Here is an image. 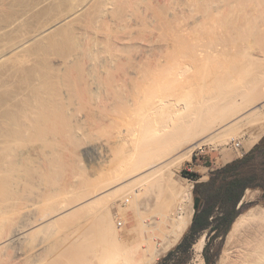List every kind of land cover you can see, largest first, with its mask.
I'll return each instance as SVG.
<instances>
[{
	"label": "rangeland",
	"instance_id": "1",
	"mask_svg": "<svg viewBox=\"0 0 264 264\" xmlns=\"http://www.w3.org/2000/svg\"><path fill=\"white\" fill-rule=\"evenodd\" d=\"M217 1L219 2L220 0H217ZM227 1L228 0H222V2L221 1L219 3L216 2V4H217L216 7H219V8H217V10L222 9L224 12L218 10L220 12L218 14H214V16H212V18H211L212 20H210V21H212V22L209 21L205 25L200 24L198 26L195 25V28L193 27V30H196V31H193V34H196V35L192 36L195 40L191 37L192 40L188 39L189 40L188 42L186 41L184 43V45H182V46L179 45V48L178 47L176 48L177 51L175 52L174 57L171 58L172 61L170 60L172 62V64L174 63L173 65H175V66L172 65L173 67L177 66L174 71H172V69L170 70L171 72L170 71L168 72V70H164V71L158 70L159 68L158 69H151L152 67H150V66H152L155 63V59H154L153 55L151 56V55L143 53L141 58L143 59V64H144L143 67L145 69L144 70L145 72L143 73L144 77L138 83H135V84L132 82H129L132 79L131 78L129 79V77L126 75H127V71H128L127 69L129 67V64L131 65V63H132V59H134V58L141 59V58H139L140 56H137L139 54L137 53L138 48H136V46L137 47L142 46L143 48H145L144 50L147 51V49L150 47L152 42H153V44L159 43L162 45H166V43H168L167 41H169V38H170L169 37L170 33L167 35V33L170 31V30L168 31L169 27H167L166 23H165L166 27H165V24L162 23L164 25L158 24L153 29L152 26L144 24V22L142 23L139 19V21L141 23H138V25H136L130 29H124V30L121 28L113 29L114 32L111 31L113 34L111 40H114L116 42L117 40L119 41L124 36L130 35V37H129L130 42L129 43L126 42L125 44L123 43L124 45L120 43L121 46H119L118 48H115V51H113V53L115 52L114 56H113V58H115L114 59L115 62L112 64L113 66L111 65V72H110V75L108 77V79H110V80L105 82V89L107 90V93L110 94L111 92H114L116 89L115 86L118 84L122 85L124 82L127 83V84H125L126 88L138 86L142 95L146 96V95L152 94V95H154V100L158 101V104L163 105V106L161 105V107H158V111H159L161 118H160L159 114H157L158 112L155 115L154 114H152V115H154L155 117H157V115H158V117L160 118V119L155 118L157 121L155 123L158 124V122H159V125H161V126L164 125V127H168V125L172 122V120H170L172 118L169 115H171V112H174L178 108V107L176 108L177 103H176V100L174 99V97H171V99H169V101L164 102L163 101L164 98L162 96L163 94H161L160 88L156 85L155 82L157 80L164 79L166 81V83L170 85L171 89L172 90L174 89L173 91H176V92L185 91V90L189 89L188 88L189 85L186 84L187 82L185 80V77L187 76V74L189 72V71H187L188 66H190V65L192 66V64L197 60V58L198 59H206V58L210 57L212 54H213V56L217 55V51L221 50L224 47L221 44H215V46H214V44H211V45L207 44L208 43L207 41H209V37L214 35V31H215V34H217V33L221 34V33H224V31H225L227 34L225 33L226 35L225 34L224 35L221 34V35H223V36L228 35L229 37H232L230 35L233 33V31H235V30H233L234 25L231 24L228 26V22L227 23L225 22V19L227 17V14H225V13H227V7L230 5L229 1L235 2L237 0H234V1L229 0L228 2ZM239 1L241 3V0H238L236 3L238 4ZM253 1L258 2L261 5L264 4V3H262L263 0H253ZM144 2H145V0L143 1V3ZM69 3H70V0H68V2H67V0H0V55H1V53L6 52L7 49H10L12 46L14 47V46L24 42L25 39L33 37L34 35L38 34L41 30H45V28H48L53 23L57 22L60 18L58 16L67 12L66 10L69 7ZM150 3H151V5H153L154 3H157V4H154L155 6L153 5V8H152ZM61 5H63V7ZM156 5L159 6V8ZM162 5H164V6H162ZM145 6L146 7L148 6L147 7V9L149 8L148 11H150V9L155 10L157 7L158 10L161 11L165 15L168 4L166 6V4L164 2H158V0H146V2L142 6V8H144V12L147 11V9H145ZM164 7H165V9H164ZM214 9L212 11L217 12V11H214ZM68 10H70V9L68 8ZM62 11H66V12H62ZM138 12L140 13L141 11H138ZM86 13L87 12H85V11L81 13V15H83V17L78 22V24L75 23L70 27H68L69 25L59 27L58 29H56V31L54 30V32L56 34L54 32H52V33L50 32V34L48 33L45 36L40 37L39 39L32 42L29 46L27 45L26 48L19 50L18 54L15 53L16 54L15 56H12V57H10V59L8 58L7 60H4V62L0 63V187H1L0 188V195L2 197H4V199L6 198L5 196H9L8 192L6 191L7 188H9L15 182L18 183L19 181L22 182L20 184L22 187H24L26 185V187H24L25 190L23 189L26 192L25 196L31 195V200H32L31 203L33 205H35L34 203H36L37 201L40 200L38 202V203H40L39 206H41V202L43 201V199L47 200V198H44L45 195H46V197H47V194L49 195V193H51V194L55 193L57 195L60 191L59 187L61 188V190H64V191L60 192V194L65 192L66 188L65 187L62 188L63 185H61L60 183H63V180L66 179L68 176H69V178H67V179H69V180H70V176H72L74 174H75L74 175L75 178L80 177L79 180H81L82 178H84L86 176V179H85L86 181L82 179L84 182L91 180V181H88V182H91V185L97 183V182H95L96 180H93V179L96 175H98V178H99V167L96 164V160H94V157L96 159L94 144L97 142L96 140H100V138L98 136H102L101 139H103V137H105V136L106 137L104 139H106L107 137L108 138L110 137L114 140V142H116L113 145L106 147L105 152L107 151L106 150L107 148L110 150V151H107L108 153L106 152L107 156L109 155V158H110L112 156L117 157V154H114V153L122 150L123 151V152L121 151L122 154L120 152V154L122 156L119 154L120 157L118 156L119 158H117V160L119 163L122 164L124 162V164H125L124 159H125V157L129 156V153H131V152H129L127 148H124L120 144L122 142V136L129 135L132 132L138 133L139 130L142 129V124L144 122V121H142V118L144 119V117H142L139 112L137 113V111H136L137 106L130 104V105H127L126 107H124L123 104H121L119 102H115L112 99L106 100V101L101 102V103H95L88 93V89H87V86H86L85 80H84V75L86 73L87 68L92 63V60L90 58H86L83 56L77 57L75 60H73V56L77 55L81 51L80 48L78 46H76L77 45V43L75 41L76 38L73 39V37L75 35L77 36L78 34H81V32H84V30H89L90 35H92L94 33V31L96 32L99 30L98 28L102 29L103 23L101 22L102 24H98L97 21L94 20V18H92V19H93V22L95 24H93L92 21L88 22L89 20H92V19L87 16L88 14L90 15V11H89V13H87V15H86ZM57 17H58V20H57ZM86 17L89 20H86L87 19ZM226 20H228V19H226ZM96 23L98 24V26H96L97 25ZM250 24L251 25H249V27L253 28L254 34L251 36V38H250L251 42H249V44H248L249 45V47H248L249 51H247V52L250 55V61H249L250 63H248L249 67L246 69V72L248 71L247 75H244V76H246V78H244V79H246V81L242 82L243 85H237V84H234V82H232L233 80H231V77H230V79L228 77L227 80H224L226 82L220 81V82H218L217 86L212 87L210 93L208 91L205 92L206 89H204L199 95L193 94L192 102L194 105H193L192 110L190 109L191 112L186 113V116L185 115L181 116L180 121L184 118L185 119L183 121H181V123H179L176 126V128H173L171 130V133L169 132L170 133L169 135L171 137H173L172 135L182 133L183 131H188L191 128L199 127V125L206 118H209L210 115H212L214 118V115L216 113H219V112H221V110H223V109H221L223 104L225 103V105H226L227 103H229L231 97H233L236 93L240 94L241 91H245L247 94L248 93L253 94L255 92L254 93V95H255V94H258L257 92H259L260 90L262 91V89L264 88V12H261V14H259V16L255 17L254 21L251 22ZM82 27H83V29H82ZM163 28H164V30H162ZM80 30H81V32H80ZM104 30L105 29L103 27V30H100L99 32L103 33ZM58 31L59 32L61 31V32L59 33ZM206 31H208V32H206ZM216 31H218V32H216ZM66 32H69V33H66ZM202 32H204V33L206 32V33L202 35ZM197 33L198 34L201 33V35L197 36L198 35ZM72 34H74V35H72ZM194 36H197L199 38H204V39L201 40V39H198L197 37H194ZM201 36H204V37H201ZM78 37L77 38L79 40L78 39L77 40L78 41L82 40L83 43H85L84 41L87 42L86 39H88V41H89V38H85V36H83V35L82 36L78 35ZM81 38H83L84 41ZM167 38H168V40H167ZM156 40H158V41H156ZM114 41L113 42L110 41V43L112 42L111 44H114ZM154 41H156V42H154ZM116 49H118V50H116ZM250 49H252V50L250 51ZM195 50H196V52H194ZM197 51L200 52L201 55L197 54L198 53ZM250 52L252 54H250ZM103 54L106 56V52ZM166 55H167V53H166ZM166 55H165V57H162L163 60L164 59L168 60ZM105 56H103V57H105ZM195 56H197V57H195ZM71 59H72V62H70ZM194 59H195V61H194ZM62 61H68V64L65 65L66 67H64L65 63L63 64ZM60 62H62L61 66H60V64H61ZM51 64L52 65L54 64L53 65L54 67L53 66L49 67V70H47L46 68H48V65L51 66ZM60 67H62V68H60ZM173 67H171V68H173ZM60 69H63V71H60ZM44 73L48 74V82L46 81L43 83L44 78L42 80V76L44 75ZM101 77L107 79V76L105 77L104 74L101 75ZM127 78H128V80L125 81V79H127ZM61 92H62V94H61ZM58 94H60V95L58 96ZM239 97H241V96L239 95ZM220 105H222V106H220ZM29 109H31V110H29ZM94 110L96 111V113L98 112L97 114L100 115L102 119L99 116H95L92 113V112H94ZM89 111H90L89 115L90 114H92V115L89 117H86L85 115ZM133 111H135V112H133ZM163 111L168 113V114L170 113L169 115H166V116L164 114H162V115H164V119H162L163 116L160 113V112L163 113ZM27 112H29L28 116H26ZM128 112H129V114H128ZM132 112L134 114H131ZM125 114H128V116H130V114H131L133 116L125 118V117H127V116H125ZM121 116L124 117L123 120H122L123 117L120 118ZM223 116H225V115H223ZM262 116L263 115L258 116V114H256L255 117L252 116V117L248 118L249 120L246 119V120L239 122V124L235 128H231V129H228V131L226 130L224 132H221L220 135L223 136V138H222L219 135L221 141H217L218 142L217 144L216 143H204L203 148H202L203 152H201V153H200L198 147L195 148V150L193 152V154H194L193 159L191 161H186L184 163V165L182 166V168L180 169V171L178 172V174L184 176L182 174L183 170L190 171V172H196L200 175V181H207L210 178V172L212 170L223 167L224 165H226L227 163H229L235 159L243 158L246 154H248L252 150V148L257 143L260 142V140L264 136V116H263V118H260ZM25 117H27L31 121L30 132L24 131L21 128L22 123H24L25 120L28 121L27 119H25ZM97 117L99 119H97ZM112 118H116L115 119L116 121H114V119H112ZM103 119L105 120V122H102ZM111 119H112V121H111ZM117 119L118 120L121 119L122 121H126L128 119L129 121L127 120L125 122L126 125L125 124L123 125L124 122L121 123V121L119 122ZM98 120H99V122H98ZM97 122L98 123L101 122L100 125H98ZM168 122H169V124H168ZM70 123L75 124V125L76 124L79 125V127L82 130V131L80 130L81 133L79 131V133L77 132L75 134V132L73 133L72 130H68V129L66 130V128H67L66 126L69 125ZM119 123H121V124H119ZM102 124L105 125L106 130L103 128L104 126ZM106 124H107V126H106ZM46 126H48L49 128ZM98 128H100V129L103 128V130H105V132H103V130L101 129L102 131H99V133H98V130H99ZM56 129H60V130L65 129V130L56 133L54 131ZM100 132L102 134H105V136L100 134ZM169 135H167L168 137L165 136V138H162V140L163 139L167 140V138L170 140L171 137ZM257 136L261 137L259 139V141L252 148L248 149V146H250L253 143L254 139L257 138ZM96 138H99V139H96ZM6 139L10 140V143L6 142ZM118 139H119V141H118ZM163 141H165V140H163ZM237 142L241 143L245 147L244 152H243V150L237 151L234 148V145ZM30 145H31V147L32 146L34 147L36 145L45 146V150L48 152L45 153L46 152L45 151L44 153H45V155H48V153H49V155H48L49 161L46 160L47 158L45 160H42L46 157V156L44 157V154L42 152L37 151L38 152V154H37V152L35 150H31L32 152H35V154L31 152V160H28V161L26 160L25 162L19 163L18 161L20 158V152L24 153V151L27 150L24 148H27V146H30ZM123 149H125V150H123ZM112 150H113V152H112ZM74 152H76V153H74ZM110 152H112V153H110ZM133 152L134 151H132L131 154H134ZM39 153H42V154L40 155ZM69 153H71V154L69 155ZM123 153L126 154L127 156L125 155V157H124ZM136 153L137 152H135V154ZM196 153L198 155H196ZM77 154H79V155H77ZM42 156H43V158H42ZM66 156L67 157L71 156V157L66 158ZM72 157H73V159H72ZM50 159H52V160H50ZM74 159L76 160V162L74 161ZM78 159H79V161H77ZM45 163L48 164L47 168L44 167V165H46ZM49 164H51L50 166H52V167H50ZM124 164H122V165H124ZM251 166L252 167H254V166L255 167H264V158L258 157L257 159L254 160V162H252V163L250 162V166L247 167L246 170H248V171L252 170ZM47 169H48V171L46 174L49 173L48 176L44 173L45 170H47ZM49 169H50V172H49ZM42 171H44V172H42ZM43 173L45 174V176H47V178L43 175ZM159 173L160 172H158L157 175L161 174V176H163V177H161V176L157 177L156 174L154 176H152L153 179H155V180H153L152 177H150L153 181H155V183H154L155 185L150 184L151 185L149 187L150 189L148 188L150 191H148V189H146L147 183H144V182L141 183V184H143V186L140 184L143 187L142 189L140 188L141 187L140 185L135 186V188H136L135 191L137 194H140L144 188L146 189V191L145 192L143 191L144 193H142V195L138 199V202H137L138 206L133 205L130 207V209H128V211L126 210L127 212L124 211L127 214L124 212L122 213L121 209L119 208V205L121 203L122 206H126L128 204V202L127 201L125 202V198H123L122 196L118 197L120 200H116L115 199V198H117V196H116L113 199L115 202H113V200L112 201L107 200V199L105 200V201H111V203L113 202L114 203V204L112 203L113 208H111L112 205L109 202L107 205L106 203L103 202L104 201L103 200L102 203L100 201L101 204H99L97 202L98 200H96V202L98 203L97 204L94 201L96 206L93 207V205H94L93 202H92L93 204L89 205L88 208L91 209L90 211L87 208V206H85V208H87V209L84 208V210H81L79 212L77 211V213L75 215H72L71 217H69V215H68L67 217L69 219L64 217V218H66V219L63 218L64 221L60 220V222L57 221L59 223H54V225L51 224V225H53V227H51L49 225L48 229H46L47 226L43 229L40 228L41 231L40 230L39 231L42 232L43 235L40 232H38V230H36V228H33V229H35L36 232L34 231L35 233H31V235L34 234V235H32V237L33 236L34 237L33 238L31 237V242L33 240V242L37 243V245H34V243L32 242L31 247L34 248L35 251L33 249H31V252H33V251L34 252L31 253V260L28 261L27 264H29V263L30 264H87L86 262L89 260V258H91V259L88 261V264H90L89 262H91L92 264H95V263L97 264L98 260H99V264H100V262L106 261V260H104L103 256H105V259H108L110 257V254L112 255L113 252L116 253L117 258L119 257L118 255H121L118 258L119 260L114 258L115 253L112 255V256H114L112 258H114L115 260H118V261H124L125 258L127 260V257L130 255L131 252H132V254H131L132 257L134 255L133 253H136L135 255H138L137 253L140 251V249L142 250L141 246L144 244V242L146 243V241H147L146 238L149 239V241H150L151 240L150 234H152V232L154 230H157L156 228L159 226L158 222L161 220V217H160L161 212L163 213L166 210H168L167 204L170 205V203H172V201L174 200L175 195L177 193V192L175 193V191L177 189H174V188H177L176 185H175V187L173 185V190H175L174 192H173V190H170L171 192L169 191V189H171L172 187L171 188L166 187L169 184V180H170V184H171V182H173L176 177L174 179L173 178L169 179V177L166 176L167 174L165 173L164 170L163 171L161 170V173L160 174ZM19 177H21V179ZM23 177H26L27 179L26 178L23 179ZM39 177H41L40 178L41 180H42V177H44V179H43L44 181L42 184L39 182V180H40ZM88 177L89 178L91 177L92 179L91 178L89 179ZM185 177H187L189 179V182L192 183L193 186H195V180L194 179H192L188 176H185ZM28 178L31 179V182H30V179H28ZM73 178H71V179H73ZM96 178L97 177H95V179ZM25 179H26V181H24ZM14 180H15V182H14ZM148 180L146 179V182ZM152 180L149 181V183L150 182L153 183ZM64 181H66V180H64ZM76 181L77 182L74 181V183L78 184V182H79L78 179H76ZM88 182H87V184H88ZM92 182H95V183H92ZM81 183L83 184V182H81ZM149 183H148V185H149ZM174 184H176V183L174 182ZM75 185H73L74 187L71 185L68 186L69 188L66 191L69 192V190L71 189L70 191L74 192L73 191L74 189H72V188H75ZM78 186L76 185V187H78ZM11 187L9 189H11ZM70 187H72V188H70ZM164 187L166 189H164ZM47 188H48V190L50 188V192L48 190H46ZM52 188L56 189V191L54 192V189H53L52 190L53 192H51ZM78 188L81 189L83 187H78ZM84 188H86V187H84ZM252 189L257 190L256 191L257 196L255 198L249 199V200L244 199V204L240 208V213L251 208L252 205H254V204H263L264 205V198L262 197L263 192H264L263 189L261 187H255V188H251L250 190H252ZM82 190H84V189H82ZM255 190H252V191H255ZM168 191L170 192V194H168L169 193ZM6 192H7V195H6ZM20 192H19L20 194H24V193H22V191H20ZM29 192H30V194H29ZM158 192L161 193L160 195L162 196L161 202H164V199H166L165 201H167L169 197L170 198L172 197L171 195H173V193H174V195H173L174 198H172L171 201H167V203L166 202L160 203L159 202L160 197L158 198V196H160V195H158L159 194ZM164 192L168 195H166ZM163 193H164V195H163ZM60 194H59V196H60ZM68 194H71V193L69 192ZM67 195H65L64 198L68 197L67 198L68 200L72 198L71 195H69L70 197ZM72 195H73V193H72ZM126 196H128V195H126ZM2 197H0V199ZM32 197H34L35 199ZM62 197H63V195H62ZM62 197H59V198L62 199ZM163 197H165V198H163ZM193 197H194L193 198V201H194V199H195L194 187H193ZM38 198H40V199H38ZM57 198H58V195H57ZM121 198H123L122 200H124V201H122ZM157 198L159 199L158 202L160 203V205H159V203L157 204V202H156ZM170 198H169V200H170ZM34 200H36V202ZM45 200H44V202H46ZM155 202L158 206L155 204ZM115 203H116V205H115ZM149 203H150V206H149ZM103 204H104V207H103ZM105 204L107 206H109V204H110L111 207L109 206L108 210L110 209V212L113 211V212L109 213V215L111 214L110 216H112L114 213V215L112 216L113 220H114L113 224L115 225V227L117 226L116 227L118 230L117 232L121 236L120 238L117 237L119 240H117V239L114 240V238H115L114 235H112V236L109 235V237L107 236L108 234H111V232H110L111 230L110 231L108 230L107 232H103L102 229H98V228H102V226L100 225V223L97 220H95V221L91 220L92 223H95L97 221V223H95V226L93 224L89 223L90 220L87 221L88 223L85 221L86 218H92L95 215L96 216L94 218H96V217L99 218L100 214H101L100 212L102 211V213H103L104 209L105 208L107 209V206H105ZM36 205L38 206V204H36ZM36 205H35V207H36ZM100 205H102V207ZM90 206L92 208H90ZM147 206H148V208H147ZM41 207H44V205ZM132 207L134 209H131ZM193 207H194V202H193ZM36 208L34 209V212L37 209L39 210V212H42V211H40L39 207L37 209ZM98 208H100V209L98 210ZM31 209H32V206H31ZM94 209H96V212ZM38 210L36 211L37 213H35V215L38 214ZM97 210L99 213L97 212ZM137 210L139 212H137ZM92 211L95 213V215ZM229 211L230 210L227 207L223 208V213H226ZM90 212L93 214H90ZM106 212H107V210H106ZM158 213H160V216L158 215ZM79 214H81V215H79ZM142 214H146L147 217H145V215H142ZM86 215H89V217L88 216L85 217ZM118 215H119V217H118ZM218 215H220V214L218 213L217 216ZM142 217L144 219H146V221L144 223H143ZM106 218L108 219V220L106 219V222H108L109 216L107 217V215H106ZM119 218H122L125 221L124 225L120 226L118 224ZM147 218H149V220ZM81 219H83V220H81ZM79 221H83V222H81L79 225ZM84 222L87 223V226H85V227L83 226L84 229H81L82 228L81 225H83ZM86 223H85V225H86ZM88 224H90V225L88 226ZM145 224H147V225L144 228ZM159 224H160V222H159ZM73 225H75V226L78 225L79 226L78 230L80 229V232L77 231V227H73ZM153 225H154V227H153ZM161 225H163V224H161ZM213 225H215L217 227L216 230H213L211 228H207V229L203 230L202 232H200L197 235L196 240H195V242H196L197 239L204 236L205 247H204V250L202 251V257L204 258L203 263L201 261V258L197 257L196 252H195V248L193 245L191 250H189V251H186V252L178 251V252H176L175 255L171 258V260H169L166 264H252L251 259L252 258L255 259L257 257L256 255H258L260 253L259 251L264 249V235H262L260 243H259L260 246H258V247L255 246L254 250L252 248L250 249L251 250L250 251L248 249L236 247V249L234 248L233 250L227 251L226 250V239H227V235H228V232L230 229L228 230V232L226 234H224V231L226 230V221L218 218L216 221L213 222ZM150 226H152V227H150ZM70 227L72 229H70ZM190 227H191V225H190ZM190 227L188 228V230L186 231L184 236L189 232ZM73 228L74 229L76 228V229L74 230ZM87 228L88 229L91 228V229L88 231ZM112 228H113V225H112ZM142 228L145 230V231L143 230L144 233L141 230ZM152 228H154V229H152ZM33 229L31 232H33ZM37 229H39V228H37ZM69 229L71 230L70 234H69V231H70ZM147 229H148V231H147ZM42 230H44V231H42ZM75 231L79 232L78 233L79 235L77 233H75ZM81 231H83V232H81ZM97 231L100 233V235L98 234ZM146 231L149 234H147ZM62 232H64V233H62ZM95 232H97V234L100 237H102V239H106L107 237H108V239H110L111 237L112 238L109 241L105 240V242H104V240H102V242H101L102 244H101V243H99V241H101V238L99 236H98L99 238H97V235ZM102 232H103V234H105V236H107L106 238H104L103 235H101ZM65 233L68 235H66ZM112 233H113V230H112ZM141 233H143V234H141ZM39 234H40V236H39L40 238L38 237ZM72 234H74L75 236ZM87 235L90 237H88ZM148 235H149V237H148ZM59 236L62 237L63 239H67V237L69 236L70 239L68 238V240H66L67 242L65 243V242H62L65 240H62V238H60ZM65 236H67V237H65ZM94 236H96V237H94ZM43 237H44V239H43ZM143 237H145V238H143ZM183 237H182V239H183ZM48 238L50 241L48 240ZM83 238H85V240ZM38 239H39V241H38ZM41 239H43V241H45V242H41ZM94 239H96L97 241L99 239L100 240L98 242H96V240H94ZM182 239H181V241H182ZM36 240L38 242H36ZM57 240H58V242H60L59 244L57 243ZM116 240L118 242L120 241V243H122L123 245L125 244L123 246V248H125V246H127V245L130 247V250H129V248L127 250L125 249L126 251L123 249L125 252L131 251L130 253L127 252V256H126L125 252H124V254L122 253L123 255L119 252V250L121 248L119 250H117L116 246H114L115 249L118 251V253L116 252L114 247H113V249L111 248L110 245L113 246V243L116 242ZM149 241H147V243H152V241L154 242V239L152 238V241H150V242ZM39 242H40V244H39ZM79 242H80L81 246H80ZM137 242H138V244H135ZM43 243H45V245ZM54 244H55V246H54ZM259 244H257V245H259ZM39 245L42 246V248H43L42 250H41V247H39L40 249L35 247V246H39ZM51 245H53V246L51 247ZM106 245H107V249H108V247H110L112 250H115V251H112V253L108 252L109 249H108V251H106V249L103 247V246L106 247ZM117 245H121V244H117ZM137 245H138V247H137ZM176 246H174L172 249H174ZM93 247L95 250L93 251V255H90V254H92ZM262 247H263V249H262ZM36 248L38 249V251ZM86 249L88 250V252ZM89 249H91V250H89ZM39 251H41V252H39ZM35 252H37V253H35ZM124 255H125V258H124ZM139 255H140V252H139ZM122 256H123V258H121ZM130 256H129V258L132 259V257H130ZM165 256H163L157 262V264H162V261H163ZM95 257L98 258V260ZM101 257H102V259H101ZM15 258H16L15 254H14L12 249H6V250H3L0 252V264H13V262L15 261ZM120 259H122V260H120ZM111 260L113 261V259H111ZM17 262H18V260H17ZM19 264H21V263H19Z\"/></svg>",
	"mask_w": 264,
	"mask_h": 264
},
{
	"label": "bare ground",
	"instance_id": "2",
	"mask_svg": "<svg viewBox=\"0 0 264 264\" xmlns=\"http://www.w3.org/2000/svg\"><path fill=\"white\" fill-rule=\"evenodd\" d=\"M143 1L144 0H70L69 7H68L70 10H68V8H67V10H66L67 12L62 11V12H66V13L61 14L62 16L59 15L58 17H60V18L58 20V17H57V20H58L57 22L53 23L50 27L45 28V30H41L38 34L34 35L33 37L25 39L24 42L14 46V47L12 46L10 49H7L6 52L1 53V55H0V63H1V62H4V60H7L8 58L10 59V57H12V56H15L16 55L15 53L18 54L19 50L26 48L27 45L29 46L32 42L39 39L40 37H43L48 33L50 34V32L52 33V32H54V30L56 31V29H58L59 27L68 26V25H69L68 27H70L75 23L78 24V22L83 17V15H81V13L84 11L89 13V11H90V15L89 14L87 15V13H86V15L88 17H90L91 19L94 18V20L97 21L98 24L103 23L102 25L105 29L104 32L103 33L99 32L100 30H103V27H102V29L98 28L99 30L96 32L94 31V33L92 35H90L89 30H84V32H81V30H80L81 34L83 36H85V38H89V41H88V39H86L88 43L86 41H84L83 38H81V39H83V41L85 43H83L82 40L78 41L79 40L78 35L82 36L81 34H78L77 36L75 35L73 37V39L76 38V40H75L77 43L76 46H78L81 50L77 55L73 56V60H75L77 57H81V56L86 57V58H90L92 60V63L89 65V67L87 68L86 73L84 75V80H85V84L87 86L89 95L91 96L92 100L95 103H101V102H104L106 100L112 99L115 102H119V103L123 104L124 107H126L127 105H130V104H133L134 106H137V110H136L137 113L139 112L141 114V116L144 117V119L142 118V121H144L142 124V129L139 130L138 133L132 132L134 135L131 133L129 135L122 136V142L120 144L124 148H127L129 152L132 153V151H134L133 152L134 154L129 153V156H127L126 154L123 153L124 157H125V155L127 156L124 159L125 164L122 161L123 162L122 164H124V165L119 163L117 160V158L120 157L119 154L122 150L118 151L119 153L118 152L114 153V154H117V157L112 156L109 158V155L107 156V153H108L107 151H110V150L107 148L106 149L107 153H106L105 148L109 147L110 145H113L116 142H114V140L110 137L109 138L107 137L106 139H104L106 137L105 134H102L100 132V134H102L105 137H103V139H101L102 136H98L100 138V140H96L97 141L96 143L94 142L95 143L94 149H95V154H96L95 155L96 159L94 157V160H96V164L99 167V178H98V175H96L97 174L96 173L95 174L96 176L95 175L94 176L97 178L95 179V177H94L93 180H96L95 182H97V183L92 182L95 184L91 185V182H88L91 180H88L87 181L88 184H87V182L83 181L86 179V176L84 178H82L83 180L82 179L79 180L80 177L75 178L74 177L75 174L70 176V180H71L70 181L69 179H67V178H69V176H68L66 179H64L66 181L63 180L64 184L60 183L61 185H63L62 188H64V187L66 188L65 192L60 194V192H62L64 190H61V188L59 187L60 191L57 194L58 198L62 197V195H63L62 199L61 198L58 199L57 195L55 193H52V194L49 193L50 188H49V190L47 188L46 190L49 191L48 192L49 195L47 194V197H46V195L44 197V198H47V200L43 199L42 202L44 204L41 202V206L44 205V207L39 206L40 203H38V202L40 200L37 202H36V200H34L36 202L34 204L35 205L38 204V206L36 205V207L37 208L39 207L40 211H42V212H39V210L35 207V205H33L31 203L32 202L31 195L25 196L26 192L24 191L25 190L24 187H26V185L25 186L23 185L24 187H22L20 185L22 183L21 181H19L21 179V177H19L20 179L18 180L19 181L18 183L15 182V180H14L15 185L12 183L13 184V185H11L12 187L10 186L11 189H9L10 187L7 188L6 191L8 192L9 196H5L6 198L4 199V197H2L0 195V197H2L0 199V252L3 250H6V249H12L14 254H15V257H16L15 261L13 260L14 261L13 264H19V263L27 264L28 261L31 260V253H33L35 251L34 248L31 247V244L33 242V240L31 242V237H32V235H34V234L31 235V233L36 232L35 229H33V228H36V230H38V232H40L41 231L40 228L43 229L47 226L46 229H48L49 225L51 227H53L54 223H59L60 220L64 221V219L68 218L67 217L68 215H69V217H71L72 215H75L77 213V211L79 212L81 210H84L85 206H87V208H88L89 205L93 204V203H94L93 207L96 206V204H95L96 200H98L97 202L99 204H101L102 201L104 200L103 202L106 203L107 205H108V202L112 205V203L115 202L113 199L116 196H117V198L119 196H122L123 198H125V202L126 201L128 202V204L126 206H122L120 203L121 206L119 205V208L121 209L122 213L126 210L128 211V209H130L131 206H133V205L138 206L137 202H138V199L140 198V196L142 195V193H144L146 191V189H148L151 185H153L155 183V181H153L155 179H153L152 176H154L155 174L157 175L158 172L161 173V170L162 171L164 170L165 173L167 174L166 176L169 177V179L170 178L174 179L176 177L175 180L173 182H171V184H170V180H169L170 185L168 184L169 186L167 185L166 187H168V188L172 187L171 189H169V191H170V190H173V185H174V187L176 185L177 188H174V189H177V190L176 191L173 190V192L175 191V193L176 192L177 193L175 195V198L173 197L174 193H173V195H171L172 196L171 198L169 197L170 195L168 196L170 198V200L168 198L167 201H171V199L174 198V200L172 201V203H170V205L167 204L168 210H166L163 213L161 212V216H160V213H158V215L161 217V220L159 221L160 224L158 222L159 226L157 225L158 227L157 228L155 227L157 230H154L155 232L153 231L152 234H150V239H151L150 241H152V238H153L154 242L152 241V243H147V241H149V239L146 238L147 244L144 242V244L141 246L142 250L140 249V251H139L140 255H139V252L137 253L138 255H135L136 253H133L134 255L132 257V255H131L132 252L130 251L131 252L130 253L129 251H127L130 253L131 256L130 255L129 256L132 257L133 260L130 259L129 256L127 257V260H126L125 255H124V258H125L124 261H118L119 260L118 258L121 255L117 254L119 256L117 258L116 253L115 252L112 253V251H115L116 249L119 250L121 248L120 249L121 251L119 250V252L121 254L122 253L124 254V252L128 248L130 250V247L127 245V246H125V248H123V246L125 244L123 245L122 243H120V241L119 242L117 241V240H119L118 238H120L121 236L117 232L118 231L116 228L117 226L115 227V225L113 224L114 220H113L112 216L114 215V213L112 216H110L111 214L109 215V213L113 212V211L110 212V209L108 210V207L110 206V204H109V206H107L105 204V206H107V209L106 208L105 209L107 210L108 213L103 208L104 212L103 213H102V211L100 212L101 214H100L99 218L98 217H96L97 219L94 218L96 215L92 211L95 216L92 217L90 214H93V213H91V212L89 215L94 220L92 218H86L87 220L85 219L86 222L88 220H90L89 223L93 224L94 226H95V223H97V221H98L100 223V225L102 226V228H98V229H102L103 232H107L108 230L109 231L111 230L110 231L111 234H108V235L106 234V235L108 237H109V235H111V236L114 235V237H115L114 240L117 239L116 240L117 243L112 242L113 246L110 245L112 249L114 246H116V249L114 247L115 250H112L110 247H108V249H109V251H108L107 245H106V247L103 246L106 249V251L112 253V255L115 253V257L110 254V257L108 259H105V256H103L104 260H106V261L100 262V264H157V262L163 256H165L174 246H176L181 241L182 237L184 236V234L186 233V231L188 230V228L190 227V225L193 222V217L195 214V210L193 207V202H194L193 201V198H194L193 197V187L194 186L192 183L189 182V179L187 177L178 174V172L180 171V169L182 168L184 163L186 161H191L193 159V155H194L193 152H194L195 148H197V147H198V149L203 148L204 143H216L217 144L218 143L217 141H221L220 140V136H221L220 133L221 132H224L226 130L228 131V129H231V128H235L239 124V122L246 120V119L249 120L248 118H250L252 116L255 117L256 114H258V116L259 115L264 116V88L262 89V91L260 90L261 92L259 91L260 93L257 92L258 94H255V95H254L255 92L253 94L251 93L252 94L251 95L250 93L247 94L245 91H241L240 94L236 93L233 97H231L229 103H227L226 105L224 103L223 106L220 105V106H222L221 109H223V110H221V112H219V113H216L215 114L216 116L214 115V118L212 115H210L211 117L209 116V118H206L199 125V127H194V128L189 129L188 131H183L182 133L172 135L174 138L169 135L171 133V130L173 128H176V126L179 123H181V121H183L185 119L183 117L184 119H182L180 121L181 116H184V115L186 116V113L191 112L190 109L192 110L193 105H194L192 102L193 94L199 95L204 89H206L205 92L208 91L210 93L212 87L217 86L218 82H220V81L227 80L228 77H229V79L231 77V80H233L232 82H234V84H237V85H243L242 82L246 81V79H244V78H246V76H244V75H247L248 71L246 72V69L249 67L248 63H250L249 62L250 61V55L247 52V51H249L248 50V47H249L248 44H249V42H251L250 38L254 34L253 28L249 27V25H251L250 23L254 21L255 17L259 16V14H261V12H264V9H263L264 4L261 5L258 2H254L253 0L252 1L251 0H241V3L239 1L238 4L236 3L238 0L235 2L231 1L232 3L228 0L230 5L227 7V13H225V14H227L226 19H228V20L225 19V22L226 23L228 22V26L231 24L234 25L233 30H235V31H233L232 34L230 33L231 35L229 34L232 37H229L228 35L223 36L226 33L225 31H224V33H221L223 35L218 34V33L215 34V31H214V35H212L210 37L208 36L209 41H207L208 42L207 44H210V45L214 44V46H215V44H221L224 47L221 50L217 51V55L213 56V54H212L210 57H208L209 56L208 55L207 56L208 58H206V59H198L197 58L196 61H195V59H196L195 58L194 59L195 62L192 60L194 62V63L192 62L193 63L192 66L190 65V66H188V68L186 67L187 71H189L187 76L185 77V80L187 82L186 84L189 85L188 90L179 91V92L173 91L174 89L172 90L170 85L167 84L164 79H160V80H157L155 82L156 85L160 88L161 94H163L162 96L164 98L163 99L164 102L169 101V99H171V97H174V99L176 100V103H177L176 108L177 107L178 108L174 111L175 113L171 112V115H169L170 113L168 114L164 111H163V113L160 112L161 115L162 114H164L165 116L169 115L172 118V119H170V120H172V122L170 124L168 122V124H169L168 127H164V125L163 126L159 125V122H158V124L155 123V122H157L155 118H159V117H158V115H157V117H155L154 115L157 112H158L157 114H159L158 107H161L162 104H158V101L154 100V95H152V94H149L146 96L142 95L138 86L126 88L125 84H127V83L124 82L122 85L121 84L116 85L115 86L116 89L114 92H111L110 94L107 93V90L105 89V82L110 80V79H108V77H109L110 72H111V65L115 62L114 61L115 58H113L115 52L113 53V51H115V48H118L119 46H121L120 43L125 44L126 42L127 43L130 42V40H129L130 35L124 36L119 41L116 39L117 40L116 42L114 40H111V38L113 36L111 31L114 32L113 29H117V28H121L123 30L124 29H130V28L138 25V23H141V22L142 23L144 22V24L152 26L154 29V27H156L158 24L164 25L166 23L167 27H169L168 31L170 30L167 33V35L170 33V36H169L170 38H169V41H167L168 43H166V45H162L159 43L153 44V42L151 41L152 44L147 49V51H145L144 50L145 48H143L142 46H140V47L136 46V48H138L137 53L139 55H137V56H140L139 58H141L143 53L151 55V56L153 55V57L155 59V63L152 66H150V67H152L151 69H158L159 68L158 70H161V71L168 70V72H169L171 69H172V71H174L175 68L177 67V66L173 67L175 65H173L174 63L172 64V62H171L172 61L171 58L174 57L175 52L177 51L176 48L177 47L179 48V45L180 46L184 45V43L186 41L187 42L189 41L188 39L192 40V38H193L192 36L196 35V34H193V31H196V30H193V27L195 28V25L198 26L200 24L205 25L207 22L212 20L211 18H212V16H214V14H218L220 11H223L222 9L221 10L218 9V10H220V11H218L217 8H219V7H216L217 6L216 2L219 3L220 1L222 2V0H220L219 2L217 0H158V2H164L166 4V6L168 4L166 14L164 15L161 11L158 10L159 6H157V5L156 6L158 8L156 7L155 10L150 9V11H148L149 8L147 9L148 6L147 7L145 6V9H147V11L144 12V8H142V6L146 2V0L144 3H143ZM67 2H68V0H67ZM262 3H264V0L262 1ZM154 4H157V3H154ZM150 5H151V3H150ZM153 5H151L152 8H153ZM61 6L63 7V5H61ZM162 6H164V5H162ZM164 9H165V7H164ZM213 9H214V11H217V12H213L212 11ZM138 11H141V12L139 13ZM139 19L141 22L139 21ZM86 20H89V19L87 18ZM90 21L93 22V19L89 20L88 22H90ZM210 22H212V21H210ZM162 23H164V24H162ZM93 24H95V23L93 22ZM98 24L96 26H98ZM166 24H165V27H166ZM164 28L162 30H164ZM82 29H83V27H82ZM206 32H208V31H206ZM216 32H218V31H216ZM66 33H69V32H66ZM205 33L202 32V35ZM72 35H74V34H72ZM199 35H201V33L198 34L197 36H199ZM197 36H194V37H197ZM201 37H204V36H201ZM197 38L201 39V40L204 39V38H199V37H197ZM167 40H168V38H167ZM110 41H112V42L114 41V44H111L112 42L110 43ZM156 41H158V40H156ZM156 41H154V42H156ZM116 50H118V49H116ZM251 50L252 49H250V51ZM105 52H106V56L103 54ZM194 52H196V50ZM166 53H167V55H166ZM197 54H200V52H198ZM250 54H252V53L250 52ZM165 55L168 58V60L162 59V57H165ZM103 56H105V57H103ZM197 56H195V57H197ZM62 62H63V64L65 63L64 67H66L65 65L68 64V61H62ZM62 62H60L61 63L60 66L62 65ZM70 62H72V59L70 60ZM53 65L52 64H51V66L48 65V68H46V69L49 70V67H52ZM143 66H144V64H143L142 58L141 59H137V58L132 59V63H131V65L129 64V67L127 69L128 70L127 75H126L129 77V79L130 78L132 79L129 82H132L135 84V83H138L144 77L143 73L145 72L144 71L145 69ZM171 67H173L174 69ZM60 68H62V67H60ZM60 71H63V69H60ZM103 74L105 77L107 76V79L101 77V75H103ZM43 78H44L43 83L46 81L48 82V74L44 73V75L42 76V80H43ZM126 80H128V78L125 79V81ZM224 82H226V81H224ZM61 94H62V92H61ZM59 95L60 94H58V96ZM239 95L241 97H239ZM29 110H31V109H29ZM133 112H135V111H133ZM133 112L131 114H134ZM28 113L29 112H27L26 116H28ZM89 113H90V111L85 116L89 117L92 115V114L89 115ZM92 113L95 116H99L101 118V116L98 115L97 114L98 112L96 113L95 110ZM128 114H129V112H128ZM128 114H125V116H127V117H125L124 115L123 116L125 118L133 116L131 114H130V116H128ZM152 114H154V115H152ZM164 115H162L163 116L162 119H164ZM223 115H225V116H223ZM123 116H121L120 118H122ZM159 116H160V114H159ZM263 116L260 118H263ZM124 117L122 118V120L124 119ZM160 118H161V116H160ZM25 119H27L28 121L25 120V122L22 123L21 128L24 131L30 132L31 121L27 117H25ZM97 119H99V118L97 117ZM112 119H114V121H116L115 120L116 118H112ZM112 119H111V121H112ZM122 120L120 119L118 121L119 122L121 121V123L124 122L123 123V125H124L128 119L126 121H122ZM98 122H99V120H98ZM98 122H97V124L100 125L101 122L100 123H98ZM102 122H105V120L103 119ZM121 123H119V124H121ZM103 126H104L103 128L105 129V125H103ZM106 126H107V124H106ZM46 127H48V126H46ZM66 127H67L66 130L67 129L72 130L73 133L75 132V134L77 132L79 133V131L81 130V128L77 124L75 125V124L70 123ZM103 128H101V129L103 130ZM60 129H56L54 131L56 133H58V132L65 130V129H62V130H60ZM98 129H97L98 133H99V131H102L100 128H98ZM105 130H103V132H105ZM81 131H80V133H81ZM167 135H169L171 137L170 140L167 138V140L163 139V140H165V141H163L162 138H165V136H167ZM221 137L223 138V136H221ZM99 138H96V139H99ZM260 138H261L260 136H257V138L254 139L253 143L250 146H248V149L252 148L259 141ZM118 141H119V139H118ZM6 142L10 143V140L6 139ZM24 149H27V150H25L24 153L20 152V158L18 161L19 163L25 162L26 160L27 161L31 160V152H32L31 150H35L36 152L37 151L42 152L44 154V157L46 156L42 160H45L47 158L46 160L49 161V159H48L49 153H48V155H45V153H47L48 151L45 150V146H43V145H36L34 147L33 146L31 147V145H30ZM123 150H125V149H123ZM242 150H243V152L245 150V147L243 145H242V148L240 149V151H242ZM38 152H37V154H38ZM112 152H113V150H112ZM112 152H110V153H112ZM122 152H121V154H122ZM135 152H137V153L135 154ZM32 153L35 154V152H32ZM42 153H39V154L41 155ZM74 153H76V152H74ZM70 154L71 153H69V155ZM77 155H79V154H77ZM71 156H68V157L66 156V158H70ZM73 157H72V159H73ZM42 158H43V156H42ZM50 160H52V159H50ZM74 161L76 162L75 159H74ZM77 161H79V159ZM46 165H44L45 168L48 167V164H46ZM50 165L51 164H49V166ZM50 167H52V166H50ZM47 171H48V169L45 170V172L44 171H42V172H44L46 174ZM49 172H50V169H49ZM44 173H43V175L45 176ZM48 174H46V175L48 176ZM47 176H45V177L47 178ZM158 176L160 177L161 174L157 175V177ZM150 177H152L153 180ZM161 177H163V176H161ZM24 178H26V177H23V179ZM40 178L41 177H39V179ZM71 178H73V179H71ZM26 179L24 181H26ZM28 179H30V178H28ZM43 179H44V177H42V180L40 179L42 182L39 180V182L41 184L44 181ZM76 179H78V181H79L78 184L74 183V181L77 182ZM146 179L147 180L149 179V180L146 182ZM151 180L153 181V183H151V182L149 183V181H151ZM30 182H31V179H30ZM81 182H83V184L85 183L84 184L85 186ZM143 182L147 183V188L143 189L144 192L142 191L140 194H137L135 191V189H136L135 186L140 185ZM174 182L176 184H174ZM148 183H149V185H148ZM75 184L77 186L80 184L78 187H83V188L80 189V188L76 187ZM70 185L71 186L75 185L76 189L70 187V188L74 189L73 190L74 192L70 191L71 190L70 189L69 192L71 194H68L69 192H67L66 190L69 188L68 186H70ZM141 185L143 186V184H141ZM142 186L140 187L141 189L143 188ZM84 187H86V188H84ZM53 189L54 188L51 189V192H53L52 191ZM82 189H84V190H82ZM149 189H148V191H150ZM164 189H166V188L164 187ZM250 189L247 190L244 199L249 200V199H253L257 196V192H256L257 190L252 189V190H255V191H252ZM20 191H22V193H24V194H20L21 193ZM55 191H56V189H54V192ZM7 192H6V195H7ZM170 192L168 194H170ZM72 193L75 197L72 195ZM164 193H163V195H164ZM29 194H30V192H29ZM59 194H60V196H59ZM160 194L161 193H159L158 195H160ZM168 194H166V195H168ZM65 195H67V196L71 195L72 198L68 200L67 199L68 197L64 198ZM126 195H128V196H126ZM159 197H160V201H159L160 203H164V202L167 203V201H165L166 199H164V202H161L162 196L160 195V196H158V198ZM32 198H34V197H32ZM117 198H115V199L120 200L119 198L118 199ZM123 198H121V200ZM158 198L156 201L157 204L159 203ZM163 198H165V197H163ZM38 199H40V198H38ZM106 199L111 200V201L113 200V202L111 203V201H105ZM44 200L46 202H44ZM100 201H101V203H100ZM122 201H124V200H122ZM156 202H155V204H156ZM160 203H159V205H160ZM115 205H116V203H115ZM31 206H32V209H31ZM33 206L38 210V214H36V215H35V213H37L36 212L37 210L34 212L35 208ZM100 206L102 207V205H100ZM149 206H150V203H149ZM103 207H104V204H103ZM87 208H85V209H87ZM90 208H92V207L90 206ZM100 208H98V210ZM111 208H113V205ZM147 208H148V206H147ZM131 209H134V208L132 207ZM90 210L91 209H89V211ZM94 210L96 212V209H94ZM98 210H97V212H98ZM126 212H124V213H126ZM137 212H139V211L137 210ZM79 215H81V214H79ZM89 215H86L85 217H87V216L89 217ZM106 215H107V217L109 216L108 222H106V219H107ZM142 215H145V217H147L146 214H142ZM64 217H66V218H64ZM118 217H119V215H118ZM147 219L149 220V218H147ZM81 220H83V219H81ZM91 220L92 221L97 220V221L95 223H92ZM142 220H143V223L146 221V219H144L143 217H142ZM57 221H59V222H57ZM81 222H83V221H79V225ZM86 222H84V224L81 225L82 226L81 229H84V227L87 226L88 222L87 223ZM85 223H86V225H85ZM51 224H53V225H51ZM161 224H163V225H161ZM89 225L90 224H88V226ZM112 225H113V228H112ZM146 225L147 224H145L144 228L146 227ZM73 227H77V231L80 232V229L78 230V227H79L78 225H76V226L73 225ZM150 227H152V226H150ZM153 227H154V225H153ZM37 228H39V229H37ZM32 229H33V232H31ZM70 229H72V228L70 227ZM90 229H88V231ZM152 229H154V228H152ZM112 230H113V233H112ZM141 230L143 232L144 229L142 228ZM42 231H44V230H42ZM147 231H148V229H147ZM70 232H71V230L69 231V234H70ZM79 232L75 231V233H77V234ZM81 232H83V231H81ZM97 232H95V233L97 235V238H99L100 233L98 232V234H99L98 235ZM103 232L101 233V235H103V237L106 238L107 236H105V234H103ZM40 233L42 234V232H40ZM62 233H64V232H62ZM143 233H141V234H143ZM74 234H72V235H74ZM147 234H149V233L147 232ZM66 235H68V234H66ZM262 235H264V205L263 204H254V205H252L251 208L240 213L236 217V219L233 221L231 228L228 232L227 239H226V250L230 251V250H233L234 248L236 249V247L248 249V250H250L252 248L254 250L255 246L256 247L260 246L259 243H260ZM39 236H40V234L38 235V237ZM65 237H67V236H65ZM88 237H90V236H88ZM94 237H96V236H94ZM108 237L106 239H102V237H100L101 241H99L100 240L99 239L98 240L99 243H101L102 240H104V242H105V240H108V241L111 240L112 237L110 239H108ZM148 237H149V235H148ZM60 238H62V237H60ZM68 238L70 239L69 236L67 237V239L62 238V240H65L62 242L66 243L67 242L66 240H68ZM143 238H145V237H143ZM43 239H44V237H43ZM43 239H41V242H45V241H43ZM83 239L85 240V238H83ZM48 240H49V238H48ZM94 240H96V239H94ZM38 241H39V239H38ZM38 241L36 240V242H38ZM98 241L96 240V242H98ZM57 243L59 244L60 242H58V240H57ZM39 244H40V242H39ZM43 244L45 245V243H43ZM79 244H80V242H79ZM117 244H121V245H117ZM135 244H138V242ZM257 244H259V245H257ZM34 245H37V243H34ZM52 246L53 245H51V247ZM54 246H55V244H54ZM80 246H81V244H80ZM35 247H37L38 249H40L39 247H41V250L43 249L42 246H40V245L35 246ZM94 247L92 250V254H90V255H93V251L95 250ZM137 247H138V245H137ZM204 247H205V239H204V236H202L199 239H197V241L194 243L196 255H197V257L201 258L202 263L204 262V258L202 257V251L204 250ZM31 249H33L34 251L31 252ZM38 249H37V251H38ZM123 249L124 250L126 249V250L124 251ZM262 249H263V247H262ZM89 250H91V249H89ZM117 250H116V252L118 253ZM39 252H41V251H39ZM87 252H88V250H87ZM127 252H125L126 256H127ZM259 252L260 253L258 255H256L257 257L255 259L254 258L251 259L252 264H264V249L259 251ZM35 253H37V252H35ZM112 257H114L118 260H115ZM121 258H123V256ZM90 259L91 258H89V260ZM96 259L98 260V258H96ZM101 259H102V257H101ZM109 259L110 260L113 259V261L112 260L110 261ZM17 260H18V262H17ZM120 260H122V259H120ZM88 261L86 262L87 264H88ZM89 263L92 264L91 262H89ZM97 264H99V260L97 261Z\"/></svg>",
	"mask_w": 264,
	"mask_h": 264
},
{
	"label": "trees",
	"instance_id": "3",
	"mask_svg": "<svg viewBox=\"0 0 264 264\" xmlns=\"http://www.w3.org/2000/svg\"><path fill=\"white\" fill-rule=\"evenodd\" d=\"M258 157L264 158V136L252 150L243 158L235 159L223 167L210 172L207 181H200V175L196 172L183 170L182 174L195 180L194 194L199 199L189 232L182 241L164 257L162 264H166L176 252H186L191 250L197 235L207 228L216 230L213 222L218 218L226 221L228 232L233 221L240 214V201L249 188L261 187L264 191V167H252L246 170L250 162H254ZM262 197L264 198V192ZM230 211L223 213V208ZM220 215L217 216L218 213Z\"/></svg>",
	"mask_w": 264,
	"mask_h": 264
},
{
	"label": "built area",
	"instance_id": "4",
	"mask_svg": "<svg viewBox=\"0 0 264 264\" xmlns=\"http://www.w3.org/2000/svg\"><path fill=\"white\" fill-rule=\"evenodd\" d=\"M234 148H235L237 151H240V149L242 148V144L239 143V142H237V143H235ZM199 151H200V153L203 152V151H202V148H200ZM196 155H198V154L196 153ZM124 223H125V221H124L122 218H119V220H118V224H119L120 226H122V225H124Z\"/></svg>",
	"mask_w": 264,
	"mask_h": 264
},
{
	"label": "water",
	"instance_id": "5",
	"mask_svg": "<svg viewBox=\"0 0 264 264\" xmlns=\"http://www.w3.org/2000/svg\"><path fill=\"white\" fill-rule=\"evenodd\" d=\"M198 203H199V199H194V209H195V211H196V207H197V205H198ZM244 203V197L242 198V200L240 201V204H239V207L242 205Z\"/></svg>",
	"mask_w": 264,
	"mask_h": 264
}]
</instances>
